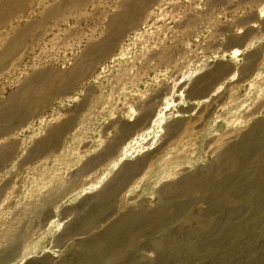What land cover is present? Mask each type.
Wrapping results in <instances>:
<instances>
[{
  "label": "rangeland",
  "instance_id": "obj_1",
  "mask_svg": "<svg viewBox=\"0 0 264 264\" xmlns=\"http://www.w3.org/2000/svg\"><path fill=\"white\" fill-rule=\"evenodd\" d=\"M75 1L1 13L0 264H73L115 230L88 264H264V0ZM136 7L69 88L14 98Z\"/></svg>",
  "mask_w": 264,
  "mask_h": 264
},
{
  "label": "bare ground",
  "instance_id": "obj_2",
  "mask_svg": "<svg viewBox=\"0 0 264 264\" xmlns=\"http://www.w3.org/2000/svg\"><path fill=\"white\" fill-rule=\"evenodd\" d=\"M24 1H26V0H6L5 1V3H3L4 5L2 6L3 8H2V10H0V17H1V13H2V17L1 18H6L7 17V15H9L10 13H16L18 10H19V5H17L16 3H21V2H24ZM63 1H65V0H63ZM71 1H73V0H71ZM75 1V0H74ZM68 3H69V1H67ZM76 2V1H75ZM75 2H74V4H75ZM78 2L79 3H81V2H83L82 0H77V5H78ZM57 3H58V1H57ZM56 3V4H57ZM86 3V2H85ZM7 4V5H6ZM59 5H64V4H66L65 2H59L58 3ZM74 4H73V6H74ZM68 5V4H67ZM76 5V4H75ZM130 5V6H129ZM10 6V7H9ZM56 6H58V5H56ZM56 6H55V8H51V7H49V9L50 10H53V11H51V12H53V13H50V14H48V18L49 17H52L53 15H56V13H58V12H61V10H62V13L61 14H63L64 13V11L66 10L65 9V7H59V9H56ZM72 6V5H71ZM70 6V7H71ZM126 6H127V8L128 7H131V4H126ZM74 8H76L77 9V7L75 6ZM132 8V7H131ZM73 8H71L70 10H72ZM139 9V8H138ZM49 10V11H50ZM133 11H137V7L135 8V9H133L130 13H124V12H121V13H119V14H116V15H114V16H112V17H110V20H109V23L106 25V28H107V30H106V32L104 33V38H100V40L99 41H94V42H90L89 43V45H88V47L84 50V53L79 57V58H77V60H76V62H75V64L71 67V69L68 71V72H66V73H64V74H62L61 76H56V75H59L58 73L59 72H57L56 71V74L55 75H51V73H50V70L51 69H47L48 71H46L45 69H43V70H41V71H38L33 77H29V79L27 80V82H26V85H25V87H23L22 89H20V90H17L18 92H14V95H15V97L14 98H16V99H18V97H19V102L18 103H20V99L22 100L24 97L23 96H25L26 95V93H28V92H31V90H35V89H37V88H40L41 86H43L44 88H46L49 84L51 85V90L50 91H52V92H59V91H64L65 89H67V88H69L71 85H72V82H71V79H73V77H77L78 78V76H83L88 70H89V68L92 66L91 64L92 63H94L95 61H97L96 59H97V56L98 55H102V56H104L106 53H107V51L109 50V47H110V45H111V43L114 41V40H116V38L118 37V35H121L120 33H121V30H122V26H123V24L124 23H126L136 12H134V14H133ZM5 12V13H4ZM61 17H63L62 15H61ZM60 17V18H61ZM60 18H58V22H61L60 20H62V19H60ZM40 19V18H39ZM60 19V20H59ZM52 20V19H51ZM40 21V20H39ZM42 21H44V20H42ZM36 22V21H35ZM55 22V21H54ZM47 23V22H46ZM33 24H34V22H33ZM36 25V24H35ZM43 25H44V22H43ZM27 30H28V28H26ZM27 30H25V31H27ZM22 32V31H21ZM41 32V31H40ZM42 32H43V30H42ZM25 33V32H24ZM15 34V33H14ZM16 34H17V32H16ZM23 34V33H22ZM40 34V33H39ZM44 34V33H43ZM40 36V35H39ZM38 36V37H39ZM44 36V35H43ZM15 37H17V35L15 36ZM37 37V38H38ZM14 39H16V38H14ZM20 39V38H19ZM0 57H1V54H0ZM100 57V56H99ZM68 75H70L71 76V78L70 77H68L67 78V76ZM86 76V75H85ZM68 79H70L69 80V82H68ZM73 81V80H72ZM51 82H54L53 84H51ZM45 85H46V87H45ZM41 92H42V90H41ZM43 92H45V91H43ZM29 94V93H28ZM51 96V95H50ZM14 98H12V99H14ZM11 99V98H10ZM25 99H26V97H25ZM24 100V99H23ZM14 101V100H13ZM16 101V100H15ZM10 102H12V101H10ZM16 102V103H17ZM28 102H30L31 103V101H28ZM14 103L15 102H13V103H11V104H8L9 106H10V108L6 111V112H8L9 113V115H14L15 113H16V111H15V108H16V106L15 107H12L13 105H14ZM22 103V102H21ZM20 103V104H21ZM26 103V102H25ZM23 105V104H22ZM8 106V107H9ZM21 106V105H20ZM5 111V110H4ZM17 114V113H16ZM15 114V115H16ZM0 117H6L5 115H4V113H3V111H1L0 110ZM7 119V118H6ZM0 121H1V118H0ZM68 125H69V123H68ZM136 125V124H135ZM71 126V125H70ZM66 127V126H65ZM58 131V130H57ZM61 131V130H60ZM10 132V131H9ZM51 133H52V135H51ZM50 133V135L51 136H55L54 135V133H56V135H57V132H55V130H53V132H51ZM49 137V136H48ZM57 137V136H56ZM55 137V138H56ZM59 138V137H58ZM48 139V138H47ZM49 140V139H48ZM48 140H45V141H48ZM56 140V139H55ZM44 141V142H45ZM59 141V140H58ZM49 142V141H48ZM51 142V141H50ZM40 143V142H39ZM55 142L53 141V144H54ZM47 144V143H46ZM45 144V145H46ZM51 144V143H50ZM39 145V144H38ZM40 145H42V143L40 144ZM44 145V144H43ZM37 147V146H36ZM42 147V146H41ZM55 147V146H54ZM41 149V148H40ZM39 149V150H40ZM38 150V151H39ZM48 150V149H47ZM37 151V152H38ZM43 151V150H42ZM50 151V150H49ZM242 160H244V155H242V156H240V157H237V158H234V161L233 162H235V163H239V162H241ZM92 161V160H91ZM94 161V160H93ZM93 161H92V163H93ZM95 162V161H94ZM244 162V161H243ZM90 164V163H89ZM118 179V178H117ZM97 196H99V195H97ZM96 196V197H97ZM99 198H100V196H99ZM261 197H259V199H260ZM95 199V198H94ZM261 201L263 200V199H260ZM93 203V202H92ZM94 204V203H93ZM185 204V203H184ZM181 205H183V204H181ZM92 206V205H91ZM96 206V205H95ZM179 207V206H178ZM178 207H177V211H178ZM183 207H185V206H183ZM182 207V208H183ZM94 206L93 207H90V209L91 210H94ZM176 211V212H177ZM135 219V218H134ZM122 221V220H121ZM135 221V220H134ZM116 224V223H115ZM119 224H117V226H118ZM83 226V225H82ZM124 227V229H127V228H125V227H127V226H123ZM116 228V227H115ZM120 228V227H119ZM122 228V227H121ZM118 230V229H117ZM115 232H116V230H115ZM115 232L112 234H105V235H100V236H98L96 239H91V240H87L84 244H82V248L79 250V253H78V255H77V260L73 263V264H81V263H84V264H88V263H90L92 260H93V256L92 255H94V253H92V255L90 254V251H91V248L92 247H94L96 244H98L99 242H104V243H106V246L105 247H103V249L101 250V253H102V255L103 256H105L106 255V253H108V255H109V250H111L112 248H114V247H112L111 248V245L112 244H115L114 242H115V240H114V237L116 236L115 235ZM127 232V231H126ZM65 235V234H64ZM118 238H121V237H118ZM117 238V239H118ZM119 241H120V239H119ZM118 242V241H117ZM117 244V243H116ZM115 244V245H116ZM119 244V243H118ZM118 248H119V246H118ZM245 248V247H244ZM113 250V249H112ZM77 254V253H76ZM107 255V256H108ZM96 256V255H95ZM111 256V255H110ZM236 259V258H235ZM241 261H243L242 259H241ZM233 262H235V260L233 261ZM240 262V261H239ZM68 263V262H67ZM93 263V262H92ZM91 263V264H92ZM66 264V263H65ZM70 264V263H69Z\"/></svg>",
  "mask_w": 264,
  "mask_h": 264
},
{
  "label": "crops",
  "instance_id": "obj_3",
  "mask_svg": "<svg viewBox=\"0 0 264 264\" xmlns=\"http://www.w3.org/2000/svg\"><path fill=\"white\" fill-rule=\"evenodd\" d=\"M4 115H6V114H4ZM8 118V117H7ZM3 121V120H2ZM1 124V123H0ZM0 128H1V125H0ZM89 201V200H88ZM91 210V209H90ZM94 210H95V208H94Z\"/></svg>",
  "mask_w": 264,
  "mask_h": 264
}]
</instances>
